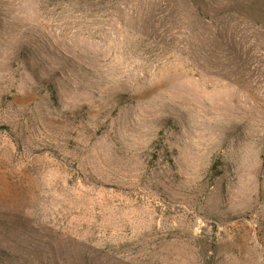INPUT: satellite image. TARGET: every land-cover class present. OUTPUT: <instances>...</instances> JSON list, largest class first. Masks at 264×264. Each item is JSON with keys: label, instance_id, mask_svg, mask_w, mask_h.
I'll use <instances>...</instances> for the list:
<instances>
[{"label": "rangeland", "instance_id": "obj_1", "mask_svg": "<svg viewBox=\"0 0 264 264\" xmlns=\"http://www.w3.org/2000/svg\"><path fill=\"white\" fill-rule=\"evenodd\" d=\"M0 264H264V0H0Z\"/></svg>", "mask_w": 264, "mask_h": 264}]
</instances>
